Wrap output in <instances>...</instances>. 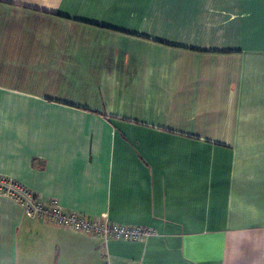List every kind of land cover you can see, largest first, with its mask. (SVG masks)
Listing matches in <instances>:
<instances>
[{
  "label": "crops",
  "instance_id": "crops-1",
  "mask_svg": "<svg viewBox=\"0 0 264 264\" xmlns=\"http://www.w3.org/2000/svg\"><path fill=\"white\" fill-rule=\"evenodd\" d=\"M0 264H264V0H0Z\"/></svg>",
  "mask_w": 264,
  "mask_h": 264
},
{
  "label": "built area",
  "instance_id": "built-area-1",
  "mask_svg": "<svg viewBox=\"0 0 264 264\" xmlns=\"http://www.w3.org/2000/svg\"><path fill=\"white\" fill-rule=\"evenodd\" d=\"M0 196L18 204L29 218L47 221L72 232L88 236L125 241H140L152 235L151 230L138 226L115 225L107 219L89 218L75 212L64 211L56 200L48 203L15 179L0 174Z\"/></svg>",
  "mask_w": 264,
  "mask_h": 264
}]
</instances>
